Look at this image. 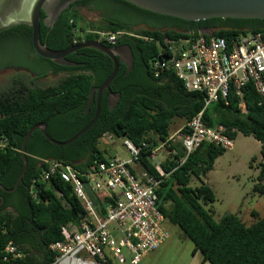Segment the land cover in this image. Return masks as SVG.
Segmentation results:
<instances>
[{
	"label": "trees",
	"instance_id": "obj_1",
	"mask_svg": "<svg viewBox=\"0 0 264 264\" xmlns=\"http://www.w3.org/2000/svg\"><path fill=\"white\" fill-rule=\"evenodd\" d=\"M90 1L79 0L71 4L53 27L45 25V13L42 12V44L51 50H62L75 41H97L99 32H124L126 34L116 42L118 45L126 43L132 49V69L128 72L126 66L119 65L109 87L112 94L119 95L116 104L113 107L108 104L109 91H106L101 97L94 125L68 146L52 145L39 130L31 134L26 144L27 169L15 190L20 198L18 206L12 204L11 210L5 206L0 209V264H50L54 254L49 251V246L63 240V228L70 232L84 215L71 187L59 179L38 182L36 197L30 196L32 181L48 167L44 161H61L82 169L94 160L107 161L110 157L102 148L101 138L126 137L141 147L140 163L148 173L155 175L146 157L170 137V127L175 120L186 122L204 107V94L188 92L173 71L153 77L150 63L159 57L165 38L189 39L201 33L229 39L247 31H264V19L186 21L140 9L124 0H102L95 6ZM107 5L115 13H101ZM83 11L100 12L103 21H89ZM143 24L146 28L134 29ZM14 31L24 35L16 49L24 57L23 64L14 66L23 67L27 71L24 74L33 76L34 80L49 75H66L54 85L39 88L26 84L21 78L23 74H16L9 85L0 90V185L5 189L14 187L22 171L21 146L26 133L36 124L46 123L65 132L54 135L48 131L54 140H69L94 118L95 102L90 106L91 114L84 115L90 90L99 86L113 68L107 56L88 48L81 51L84 59L67 58L84 64L79 68L56 65L35 53L30 61L27 56L33 53L31 28L18 25L6 30ZM101 43L110 45L105 41ZM3 53L6 52L0 53V59L5 57ZM243 101L245 113L239 108V97L231 91L225 101L220 100L204 110V121L208 126H224L233 139L238 133L253 137L260 143V154L264 158V108L258 106L259 96L251 83L243 89ZM143 144L147 146L143 147ZM180 147V144L171 147L177 149L173 158L182 154ZM224 151L210 144H202L196 149L156 190L157 208L167 222L177 226L183 236L191 240L194 253L200 255L202 263L264 264V218L246 225L236 214H225L216 221L205 209L206 204L215 201V194L200 177H205L213 169L215 160ZM163 167L170 170L176 165L167 160ZM259 167L254 192L264 195V162ZM192 177L200 180L199 186H190ZM0 194L6 205L12 195L1 189ZM9 242L18 248L22 258L3 261V249Z\"/></svg>",
	"mask_w": 264,
	"mask_h": 264
},
{
	"label": "built area",
	"instance_id": "obj_2",
	"mask_svg": "<svg viewBox=\"0 0 264 264\" xmlns=\"http://www.w3.org/2000/svg\"><path fill=\"white\" fill-rule=\"evenodd\" d=\"M97 34L98 42L114 45L126 33ZM160 50L159 57L150 63L153 77L173 71L188 92L204 94L203 109L177 131L179 143L173 139L176 134L170 135L146 157L155 175L141 165V147L126 137L119 139L128 159L110 156L107 161L94 160L82 169L61 161H44L48 167L32 181L30 196L36 197L38 182L56 178L71 187L84 211L70 232L63 228V240L49 246L54 254L50 264H109V257L120 258L124 251L129 254L130 264H139L168 238L164 216L156 205V190L162 182L202 144L225 151L233 148L234 139L224 126L205 123L204 110L225 101L233 91L245 113L243 89L249 83L259 96L258 106L264 108V31H247L229 39L201 33L189 39L165 38ZM109 139L115 138L105 136L101 144L108 145ZM177 144L182 154L173 158L177 149L171 147ZM167 160L173 161L176 168L165 170ZM20 258L21 252L9 242L3 249V261Z\"/></svg>",
	"mask_w": 264,
	"mask_h": 264
},
{
	"label": "water",
	"instance_id": "obj_3",
	"mask_svg": "<svg viewBox=\"0 0 264 264\" xmlns=\"http://www.w3.org/2000/svg\"><path fill=\"white\" fill-rule=\"evenodd\" d=\"M79 0H0V33L18 25H27L31 28V46L33 51L40 58L49 60L56 65L63 67H78V63L70 62L66 59L69 54L77 50L88 48L96 50L107 56L113 68L109 76L99 85L93 87L89 93V101L86 110L95 102L96 111L92 121L77 132L69 140L60 142L54 140L47 133V124L38 123L34 125L24 136L21 146L23 168L12 189H5L0 185V189L6 193L14 192L24 176L27 169L26 144L31 134L39 130L43 137L52 145L58 147L68 146L96 122L99 115L100 100L104 92L109 91L110 84L115 79L122 51L126 48L128 59L123 62L128 72L133 66V54L129 45L121 48L109 47L98 41H85L73 44L66 49L51 50L42 44L40 40L41 13H45L48 18V27H53L60 14L69 8L71 4ZM140 9H144L156 14L166 15L186 21H200L212 18H232V19H264V0H124ZM125 51V50H124ZM130 55V56H129ZM108 97L113 100L112 107L116 104L119 95H114L109 91ZM2 202V198H1Z\"/></svg>",
	"mask_w": 264,
	"mask_h": 264
},
{
	"label": "rangeland",
	"instance_id": "obj_4",
	"mask_svg": "<svg viewBox=\"0 0 264 264\" xmlns=\"http://www.w3.org/2000/svg\"><path fill=\"white\" fill-rule=\"evenodd\" d=\"M82 13L89 21L96 19L93 14L84 11ZM139 27L146 28L144 25ZM15 46L9 44L5 49L12 50ZM24 73H18L23 74L22 80L30 86L39 88L54 85L66 75L64 73L49 75L34 80L33 76H26ZM15 75L14 71L0 74V90L5 89ZM184 123V120H175L170 127V134H176ZM179 137V134L173 137L176 143H179ZM108 142V145L101 144L108 156L129 158L120 139H109ZM262 162L264 158L260 154L259 142L251 136L238 133L233 148L220 154L214 162L213 169L205 177H200L215 194V201L205 205V209L211 213L214 220H220L225 214H236L244 224L251 225L257 218H264V195L254 192L260 171L259 164ZM199 185L200 180L192 177L190 186L195 188ZM163 226L168 232V238L156 251L144 256L139 264H208L201 262L200 255L194 253L193 243L183 236L177 226L166 220ZM109 259L110 264H130L127 251H124L120 258L109 257Z\"/></svg>",
	"mask_w": 264,
	"mask_h": 264
},
{
	"label": "flooded vegetation",
	"instance_id": "obj_5",
	"mask_svg": "<svg viewBox=\"0 0 264 264\" xmlns=\"http://www.w3.org/2000/svg\"><path fill=\"white\" fill-rule=\"evenodd\" d=\"M101 2H102V0H91L90 4L95 6V5H97V4L101 3ZM101 13H103L105 15H107V14L108 15H112L115 12H114L113 8L110 5H107V6L104 7V10H102ZM101 13L100 12L99 13L98 12H89V14H93L96 17L95 21H100V22L103 21V15ZM44 22L46 23V25H48V18H44ZM139 28H141V27L136 26L134 29L138 30ZM129 35L134 36V34H129ZM23 36L24 35L20 31H14V32H6V31H4V32L0 33V53L1 52H6V53H3V55H5V57H2L0 59V68H1L0 69V74H2L4 72H7V71H14L15 74L23 73V72L26 73L27 72L23 67H16L18 64L19 65L23 64L22 63V59L24 60V57L21 55L20 51L17 52V50H16V49H18L17 45H19L21 43V41L23 39ZM47 37H48V40L51 39L50 33H48ZM81 42H85V40H82ZM81 42H76L74 44L81 43ZM9 44H14L16 46L12 50H6L5 48ZM126 45H128V44L124 43V44L118 45L117 42H115L114 45H109V47L121 48V47H125ZM82 50L83 49H80V50H77L76 52H74L72 54H69L66 57V59L68 57H71V58L73 57L76 60L84 59V55L81 54ZM124 50L122 51L121 55L119 56L120 61H122V62L119 63V65H124L125 66V64L123 62H125L128 59V54L129 53L126 52V48ZM131 51H132V49H131ZM34 53L35 52L33 51V53L30 56H27V59L31 61V58H32ZM132 54H133V51H132ZM133 57H134V55H133ZM68 61H70V60H68ZM70 62L78 63L80 65V66H78V68L79 67H83V65H84L83 63H79V62H74V61H70ZM14 65H16V66H14ZM107 102L111 106L113 104L112 98L108 97V101ZM94 105L95 104L93 103L91 105V107L94 106ZM91 107L88 110L84 111V115L85 116H88L89 114H91V110H90ZM48 131H50V134H54V135H59L61 133H65L63 130H57L56 128L51 126V124L47 125V133H48ZM4 193H6V192H4ZM6 194H11L12 196L10 198H8V200L6 201V205H5V198H4V196L2 194H0V209L5 206L4 207L5 209L11 210L12 209V206H11L12 204L18 206V202H19L20 198L17 196L15 191L12 192V193H6ZM1 198H2V202H1Z\"/></svg>",
	"mask_w": 264,
	"mask_h": 264
},
{
	"label": "crops",
	"instance_id": "obj_6",
	"mask_svg": "<svg viewBox=\"0 0 264 264\" xmlns=\"http://www.w3.org/2000/svg\"><path fill=\"white\" fill-rule=\"evenodd\" d=\"M259 145H260V143H259ZM261 147V146H260Z\"/></svg>",
	"mask_w": 264,
	"mask_h": 264
}]
</instances>
